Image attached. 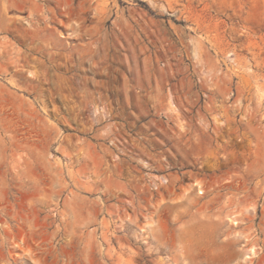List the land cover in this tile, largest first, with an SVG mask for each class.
Masks as SVG:
<instances>
[{
    "label": "rangeland",
    "instance_id": "rangeland-1",
    "mask_svg": "<svg viewBox=\"0 0 264 264\" xmlns=\"http://www.w3.org/2000/svg\"><path fill=\"white\" fill-rule=\"evenodd\" d=\"M6 1L0 263L264 264V0Z\"/></svg>",
    "mask_w": 264,
    "mask_h": 264
},
{
    "label": "bare ground",
    "instance_id": "bare-ground-1",
    "mask_svg": "<svg viewBox=\"0 0 264 264\" xmlns=\"http://www.w3.org/2000/svg\"><path fill=\"white\" fill-rule=\"evenodd\" d=\"M6 2H7L6 3L7 4L6 8L8 7L9 9L10 8H13V9H16V10H19V11H23V9L26 8L27 9V12L30 15H38L40 13V8L38 6V3L35 2V0H7ZM59 186L60 187H63V188L64 187L67 188V185L66 184L61 186V184L59 183ZM198 186L201 187L199 184L193 183V185L191 186V189H193L194 187H198ZM199 194H201V192H199ZM78 229L79 228H72V231L74 232V231H77ZM66 231H68V230L66 229ZM22 245H23V242L21 240H19V238L16 239L15 237H8L7 242H6V246H7V252H6V254H7V256H9L10 259H13V255L20 256L19 254L16 253V251L19 250L20 252H24L25 251L24 249H26V248H23ZM6 246H4V247H6ZM0 256H2V255H0ZM30 257H31V254H30ZM248 258L249 257H246L245 259H248ZM6 262H7V260H6ZM37 262L38 261L36 260V263ZM15 263H16V261L15 260H12V264H15ZM0 264H2V263H0Z\"/></svg>",
    "mask_w": 264,
    "mask_h": 264
}]
</instances>
